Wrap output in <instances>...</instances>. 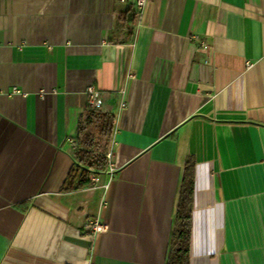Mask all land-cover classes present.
I'll list each match as a JSON object with an SVG mask.
<instances>
[{
	"label": "crops",
	"instance_id": "obj_1",
	"mask_svg": "<svg viewBox=\"0 0 264 264\" xmlns=\"http://www.w3.org/2000/svg\"><path fill=\"white\" fill-rule=\"evenodd\" d=\"M89 87L115 171L64 192ZM190 158V264H264V0H0V264H168Z\"/></svg>",
	"mask_w": 264,
	"mask_h": 264
},
{
	"label": "trees",
	"instance_id": "obj_2",
	"mask_svg": "<svg viewBox=\"0 0 264 264\" xmlns=\"http://www.w3.org/2000/svg\"><path fill=\"white\" fill-rule=\"evenodd\" d=\"M97 123V131L103 141L109 144L115 125L113 110L87 109L86 126L80 125L78 133H83L77 139L78 147L75 150L76 164L72 167L62 191L70 192L89 188L92 185L90 176L106 167L104 153L98 151L94 135L87 131L88 126ZM184 179L182 182L180 199L175 220V229L172 236L168 264H190L189 245L191 233V206L193 195V168L194 160L187 159Z\"/></svg>",
	"mask_w": 264,
	"mask_h": 264
},
{
	"label": "built area",
	"instance_id": "obj_3",
	"mask_svg": "<svg viewBox=\"0 0 264 264\" xmlns=\"http://www.w3.org/2000/svg\"><path fill=\"white\" fill-rule=\"evenodd\" d=\"M122 3L130 4L133 6L136 11L141 15L143 14V11L149 4L150 0H117ZM88 94V108L90 109H100L102 106L101 101V92L94 87H89L87 90ZM121 108L125 107V103H121ZM73 149L75 150L77 148V143L75 141L72 142ZM105 157L107 159V163L109 164V173L112 176L115 168L111 165L112 160V152H108L105 154ZM107 164V165H108ZM86 227L89 231L92 232L93 236H96L97 234H100L102 232H105L107 230L106 225L99 223L98 221H91L89 220L86 224Z\"/></svg>",
	"mask_w": 264,
	"mask_h": 264
},
{
	"label": "rangeland",
	"instance_id": "obj_4",
	"mask_svg": "<svg viewBox=\"0 0 264 264\" xmlns=\"http://www.w3.org/2000/svg\"><path fill=\"white\" fill-rule=\"evenodd\" d=\"M89 129V132H91L95 137L96 139V142H97V145H98V151L100 153H104L105 154V150H106V147H107V143L106 141H103L100 137V135L98 134V131H97V123L93 124L92 126L88 127Z\"/></svg>",
	"mask_w": 264,
	"mask_h": 264
}]
</instances>
